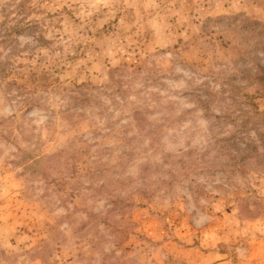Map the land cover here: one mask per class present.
I'll list each match as a JSON object with an SVG mask.
<instances>
[{
  "label": "rangeland",
  "instance_id": "374dc122",
  "mask_svg": "<svg viewBox=\"0 0 264 264\" xmlns=\"http://www.w3.org/2000/svg\"><path fill=\"white\" fill-rule=\"evenodd\" d=\"M254 22L264 0H0V264H264V174L210 132L264 112Z\"/></svg>",
  "mask_w": 264,
  "mask_h": 264
},
{
  "label": "trees",
  "instance_id": "16d2710c",
  "mask_svg": "<svg viewBox=\"0 0 264 264\" xmlns=\"http://www.w3.org/2000/svg\"><path fill=\"white\" fill-rule=\"evenodd\" d=\"M254 26H262L264 25L260 22H254ZM28 26L30 31H34L37 29V25ZM25 28V29H26ZM41 40H45L43 36H40L37 39V42ZM9 42V41H7ZM126 68L115 69L110 74V85L117 84L115 81V74L124 73ZM264 81V77L262 78ZM80 92L74 93L72 95L73 98V106L80 107L81 103L89 101L88 99V88L85 86L78 87ZM94 88V87H92ZM122 88V87H121ZM120 88V91H121ZM252 107L254 111L250 112H241V114H230L224 116H214V120L211 123L210 129L213 136L220 134L224 131V128L228 123H233L234 127L232 130L227 131V135L222 139H219V146L216 147L220 154H224L230 157V163L232 166V174L236 172H244V168L249 166L250 164H256L259 166V171L264 174V134H263V124H264V112L260 111L259 107L252 103ZM141 114L140 111L136 110V115ZM256 117H260V121L256 120ZM213 127L218 128L217 132L213 129ZM252 131L255 132V136H252ZM214 146V144H212ZM209 146L208 151L210 152ZM53 157H56L55 155ZM60 157V155H59ZM74 173H72L73 175ZM247 211V209H246Z\"/></svg>",
  "mask_w": 264,
  "mask_h": 264
}]
</instances>
